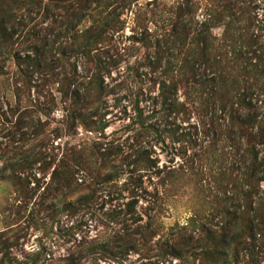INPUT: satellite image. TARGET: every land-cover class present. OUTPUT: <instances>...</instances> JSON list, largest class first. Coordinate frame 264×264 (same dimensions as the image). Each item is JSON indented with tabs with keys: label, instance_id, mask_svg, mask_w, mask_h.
I'll list each match as a JSON object with an SVG mask.
<instances>
[{
	"label": "rangeland",
	"instance_id": "obj_1",
	"mask_svg": "<svg viewBox=\"0 0 264 264\" xmlns=\"http://www.w3.org/2000/svg\"><path fill=\"white\" fill-rule=\"evenodd\" d=\"M76 2H58L51 17L42 10L37 29L40 44L49 50L48 72L30 67L23 75L9 55L1 62L0 264H264V235L257 239L263 250L253 259L242 249L250 240L246 233L238 246L242 252L234 256L227 230L235 216H249L251 201L264 218V181L250 200L247 179L253 169L257 178L264 176L263 140L251 139L249 100L231 96L255 81L241 67L248 53L256 63V51L264 49V0H236L246 12L244 25L251 20L250 35L256 41L241 52L244 60L238 51L224 59L226 81L219 89L225 100L209 96L218 88L211 80L216 74L205 66L197 73L206 72L212 84L198 91L197 98L180 83L187 48L166 35L186 11L185 0H138L128 9L118 8L119 0H102L81 22ZM193 3L200 23L213 14L206 9L211 6L216 18L212 32L220 39L223 3ZM116 10L111 24L118 26L120 14V30H110L108 39L89 55L86 29ZM66 24L72 27L70 33ZM27 46L16 50L24 56ZM96 62L108 66L100 75L107 88L99 118L102 129L87 132L74 121L64 92L74 89L72 83L75 88L86 85ZM173 80L179 82L176 92ZM260 86L254 84L256 90ZM163 91L173 101L166 102ZM254 104L264 112L261 98ZM234 113L240 119L233 122ZM133 171L152 192H139L136 211L141 221L127 211ZM69 185L65 192L54 190ZM42 195L54 211L39 206ZM83 195H91L92 210L74 207ZM60 200L71 207L64 210ZM144 228L146 243L129 240L142 239L137 231ZM233 231L243 232L239 222ZM224 233L226 242L220 238Z\"/></svg>",
	"mask_w": 264,
	"mask_h": 264
},
{
	"label": "trees",
	"instance_id": "obj_2",
	"mask_svg": "<svg viewBox=\"0 0 264 264\" xmlns=\"http://www.w3.org/2000/svg\"><path fill=\"white\" fill-rule=\"evenodd\" d=\"M66 1L69 0H0V74L4 72V68L1 66V62L3 61L2 59L6 58L8 55L15 59L23 75H27L29 73L27 70H29L30 67L34 71L40 70L44 73L51 69L49 64L50 54L45 55V52L49 50L47 47H45V45L40 44L41 37L40 32L37 29V24L38 20L42 16V10H44V13L47 17H51L50 14L57 8L58 2L65 3ZM98 1L102 0H78V2H76L79 5L77 17H79L80 22L96 11L92 7ZM119 1L120 5L118 8L128 9L131 8L132 4L138 0ZM220 1L223 3V9L218 13V16L220 19L222 18L223 21H225L224 32L220 39L214 37L212 32V23L216 20V18L213 15L214 11L212 10L211 6L206 9H208V11L211 13L213 12V14H210L209 18H207L205 22L200 23L196 20V16L194 17V14L197 12L198 8L194 7L193 0H185V3H187L186 11L181 13V16L176 19L171 26L169 25L171 29H169L168 35H166L168 36V39H171L172 41L174 40L175 43L183 45L185 48H187L188 55L183 60L184 78L181 79L182 81L180 83H183L186 88H191L193 92L191 98H197L200 95H198V91L200 93L201 89L209 88L206 86V84H212L213 82V86L218 89L211 93L209 92V96H211L213 100L214 98H217L218 100L219 98L225 100L227 95L222 92L223 89H219L220 86H223V82L226 81L222 70L223 68L225 69L227 67L228 63L223 67L222 65L224 63V59L228 58L229 55H234L235 51H238L240 53L241 60H244V57L242 58L241 52L247 49L245 46H249V43L256 41L254 37L250 35V29L252 28V24L250 23L251 20L248 22L247 26L244 25L246 24V21H248L243 20L245 19L243 17L246 16V12L244 11L245 9H243V7L238 8L239 4L236 2V0ZM65 8L67 12L71 11L70 6ZM117 11L118 10L110 12L105 17V20L102 21V23H95L86 29L84 38L89 42V46H91L88 52L89 55L102 43V41L108 39L110 30H120V14L117 13V17L119 18L117 21L119 27L113 26L111 24L112 17L116 15ZM242 24L244 26H242ZM71 29L72 27L69 24H66L65 32L70 33ZM235 44H239V49L236 47L238 50H235ZM23 45H28L27 53L24 54V56H22V52H17L16 50V48ZM259 49H262L263 51H256L259 54V56H257L258 61L253 63L252 59L250 58V53H248V59L244 61V64L241 67V69L244 71L245 77H248V79L253 78L255 81H252L251 86L248 87L246 91L244 90L243 93L240 89L238 90L236 88L233 92H231L235 94L231 96L239 98L244 97L249 100L245 103V105L247 104V119L249 122V128L251 129L250 136L251 139H253V137L256 138V136H261L264 146V112L259 113L256 104H254V102L259 101L260 98L261 102L264 103V78L263 83L261 82V77H264V49ZM96 63L97 64L95 65L94 72L91 74V79H89L86 85H79L75 88V84L72 83L74 89L71 90L68 88L67 93L64 92L65 97L71 100V115L74 121L78 120L76 122L80 123L87 132H92L94 130L98 131L102 129V119L99 118L103 102L102 96L104 95L107 88L103 86L102 82L100 83V75L101 72L108 66L107 63L104 65L100 62ZM201 66H205L207 70L210 71V73L212 72L213 74H216L215 78L212 79L211 77V80H213L212 82H209L210 78H208L206 72L201 73V76L198 75L197 71ZM82 83L84 84V82ZM175 83L179 82H175V80H173L171 86L173 92L177 91V84ZM255 83L261 85V88H259L260 90H256L254 87ZM249 93L250 97L248 96ZM163 94L165 96L166 102H168V99L173 101V96H168L165 92ZM172 105L173 103L170 104V106ZM224 106L225 105L223 104V107ZM96 117L97 120L94 119ZM230 117L233 122L240 119L236 113L232 114ZM256 127L257 132L254 134ZM251 154H254L253 151ZM255 155L256 154H254V156ZM254 162L256 163L257 161ZM76 163L74 165L79 167V165ZM260 165L264 166V160L260 163ZM145 171L147 172L148 170ZM134 172L135 171H133L128 181V183H130L133 188L128 189L132 200L127 204V211L131 213L135 220L141 221L142 218L136 211L139 201L142 198L141 194L145 193L147 196H150L152 195V192H149L148 189L144 187L143 176L136 177ZM256 174V170L253 169L250 170V173L247 177L250 183L249 185L251 186L250 200H252L253 196H256L254 189L258 183L260 184V182L264 181V176L259 179L257 178ZM70 189L71 186L69 185L64 190L59 188H55L54 190L55 192H65ZM47 190H49V186L45 191ZM140 191H142L141 194H139ZM90 196L83 195L80 197L73 204L74 207L77 209L85 207L88 210H92L94 208V203ZM63 201L64 200H62L60 203ZM249 205V216H235L233 219L234 224H231L230 228H227V230L231 234V237L229 238L231 239V244H235L234 256L239 254V252H242L238 246L242 245V240L240 237L246 233V236H248L250 240L246 243H243L244 247L242 249L248 253L250 257L256 259L257 257L255 255L258 253L257 250L260 248L261 251L263 250V244H258L257 239L264 235V218L259 217V209L254 208V202L251 201ZM39 206L42 208L47 206L49 210H53L51 205L46 203L45 195L41 196ZM69 207H71V205L62 203V208L64 210L68 209ZM237 222H239L243 232L233 235L235 234L233 230L237 228ZM147 231V228L138 230L137 234H139L142 239L136 240L129 237V240H131L133 243H146L148 235ZM145 236L146 238H144ZM220 238L222 242L229 240L225 237V233L222 235V237L220 236Z\"/></svg>",
	"mask_w": 264,
	"mask_h": 264
}]
</instances>
